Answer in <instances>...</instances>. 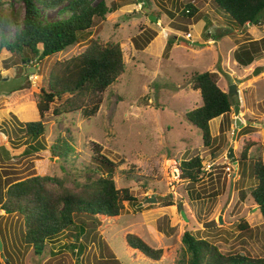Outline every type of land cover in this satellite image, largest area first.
<instances>
[{"label": "rangeland", "instance_id": "1", "mask_svg": "<svg viewBox=\"0 0 264 264\" xmlns=\"http://www.w3.org/2000/svg\"><path fill=\"white\" fill-rule=\"evenodd\" d=\"M105 1L113 11L105 20L96 21L90 37L65 52L41 63L23 62L6 50L0 54V106L10 102L13 107L7 123L0 125V133L8 137V149L0 144L2 191L6 183L34 175L65 176L50 147L59 135H71L73 159L88 162L94 143H99L103 153L119 165L117 187L130 188L147 205L139 209L136 203L126 204L115 225L100 228L88 223L85 230H70L49 241L42 256L24 244L23 218L5 215L0 209V264H104L114 258L109 252L119 264H136L126 254V232L142 235L156 248L174 247L171 256L159 264H181L187 257L185 233L217 245L225 254L264 257V218L251 196L255 179L250 164L241 159L247 139H254L258 144L251 148V155L264 160V40L261 54L251 65L244 67L236 61L242 44L264 39V25L241 30L212 0H149L150 6L145 0ZM11 3L6 0L2 8L7 11ZM189 3L203 18L184 32L175 27L178 19L169 12L178 15ZM56 14L57 9L47 15L54 19ZM207 23L211 24L208 30ZM91 38L121 45L124 72L90 118L82 112L54 117L53 109L61 101L52 104L44 118L47 132L40 138L42 149L25 152L34 141L26 138L19 121L41 120L34 94L46 87L56 60L81 54ZM206 71L218 74L223 91L230 93L235 87L232 111L211 121L214 141L210 148L204 147L201 130L186 116L202 105L201 93L192 88V82L196 73ZM10 91L12 101L4 95ZM232 147L235 159L229 156ZM196 155L204 158L208 171L198 183L182 178L180 171L181 162ZM70 165L66 163L68 171ZM129 169L136 176H128ZM244 222L249 228L242 230Z\"/></svg>", "mask_w": 264, "mask_h": 264}, {"label": "trees", "instance_id": "2", "mask_svg": "<svg viewBox=\"0 0 264 264\" xmlns=\"http://www.w3.org/2000/svg\"><path fill=\"white\" fill-rule=\"evenodd\" d=\"M212 1L241 30L250 24L264 25V0ZM5 2L0 0V54L6 50L18 55L23 62L36 60L41 63L47 57L65 52L90 37L96 21L105 20L113 11L105 0L96 4L92 0H42V3L39 0H13L7 11L2 8ZM56 9L57 17L50 18L48 12ZM199 12L193 3H189L178 15L173 12L169 14L171 18L178 19V23L174 24L177 29L188 32L191 24L203 18ZM151 14L155 15L152 11ZM210 26L207 23L205 28L208 30ZM263 40L242 44L236 50V61L244 67L251 65L261 54ZM124 70L121 45L99 39L91 38L79 55L56 60L49 70L46 87L34 94L41 120L19 121L26 138L34 141L25 152H39L42 149L40 138L47 132L44 118L52 104L61 101L53 109L54 117L82 112L86 118H90L98 112L104 93L117 82ZM218 78L216 72H198L192 82V88L201 93L202 105L186 116L190 123L201 130L205 148H210L214 141L211 121L230 113L233 107L231 95L220 88ZM257 144L256 140L247 139L241 159L251 166V175L255 179L251 196L264 218V160L262 156L251 155V148ZM50 152L61 161L65 176L34 175L6 183L4 191L0 179V209L5 215L16 214L23 218V242L33 248L37 255L45 253L49 241H55L79 227L85 230L88 223L100 228L118 224L128 203H136L139 209L147 205L144 202L140 206L142 201L130 188L117 187L115 177L119 165L103 153L99 143H94L88 162L78 163L72 158L75 146L71 135H59L51 145ZM66 163L71 164L70 171ZM180 171L182 178L194 183L200 182L208 172L200 155L183 160ZM127 172L128 176H136L131 169ZM143 187L148 189L144 183ZM240 227L242 230L249 228L246 222ZM123 239L129 260L136 264L162 263L174 251L172 246L156 248L134 232H126ZM183 241L188 255L181 260V264H264V257L225 254L217 245L197 239L190 233H185ZM112 254L109 252L114 258L104 264H119Z\"/></svg>", "mask_w": 264, "mask_h": 264}, {"label": "crops", "instance_id": "3", "mask_svg": "<svg viewBox=\"0 0 264 264\" xmlns=\"http://www.w3.org/2000/svg\"><path fill=\"white\" fill-rule=\"evenodd\" d=\"M4 95L8 96L9 101H12V100H10V98H11L10 96L13 95V92H11V91L10 92H5ZM0 100H1V97H0ZM36 109H37V106H36ZM10 113H13V107L10 106V102H8L7 104H4V106H0V125L2 124L3 121H5V119L8 116H10ZM37 114H38V116H40L38 109H37ZM21 116L22 115H20L19 118H21V120H23ZM27 121H30V120H27ZM6 138H8V137L4 133H0V144L1 145L4 144L6 146V148H7V142H6L7 139ZM11 155H12V153H11Z\"/></svg>", "mask_w": 264, "mask_h": 264}, {"label": "water", "instance_id": "4", "mask_svg": "<svg viewBox=\"0 0 264 264\" xmlns=\"http://www.w3.org/2000/svg\"><path fill=\"white\" fill-rule=\"evenodd\" d=\"M145 3L148 6H150V1L149 0H145ZM146 11H147V13H149V11H150L149 8H147ZM150 17H151L152 21H156L157 20V18L155 16H153V15H151ZM258 73H259V70L255 71V74H258ZM233 93H235V87L234 86L231 87L229 94L232 95ZM239 108H240L239 105H236L235 106V113H236V115L239 114ZM240 124H241V120L238 119V125H240ZM229 156L230 157H233L235 159V149L233 147L230 149ZM147 201L154 202L156 200L155 199H148ZM139 205L142 206L143 203H140ZM0 250H3V241H2L1 235H0ZM7 264H9V263H7Z\"/></svg>", "mask_w": 264, "mask_h": 264}, {"label": "bare ground", "instance_id": "5", "mask_svg": "<svg viewBox=\"0 0 264 264\" xmlns=\"http://www.w3.org/2000/svg\"><path fill=\"white\" fill-rule=\"evenodd\" d=\"M175 169V168H174ZM176 172V171H175Z\"/></svg>", "mask_w": 264, "mask_h": 264}]
</instances>
